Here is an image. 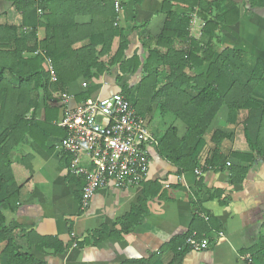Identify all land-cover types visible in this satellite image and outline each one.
<instances>
[{
	"label": "crops",
	"instance_id": "1",
	"mask_svg": "<svg viewBox=\"0 0 264 264\" xmlns=\"http://www.w3.org/2000/svg\"><path fill=\"white\" fill-rule=\"evenodd\" d=\"M119 1L122 10L116 23L129 34L126 56L137 54L144 60L165 24L162 8L167 0ZM234 1L240 5L239 20L222 26L217 54L232 48L239 50L249 65L264 62V5L250 6L247 0ZM174 5L178 14L190 10L186 5ZM22 21L23 14L9 0H0V25L18 26ZM75 21L86 24L90 16L78 15ZM36 24L30 19L26 33ZM195 33L200 36L190 37H203L199 24ZM45 35V28L37 24V38L43 40ZM87 42H78L73 48ZM118 44L119 39L115 38L112 54ZM182 47L186 49L188 42ZM207 68L205 64L193 71L201 73ZM117 70L113 67L93 83L79 77L65 92L71 95L67 104H63L54 92L51 100L58 112H46L43 96L33 92L41 103L38 118L45 120L49 116L52 122L47 138L40 134L38 140H30L11 155L15 179L21 189L18 209L5 214L7 224L13 221L18 224L13 237L20 251L34 255L45 264H174L178 252H182L179 264H251L248 250L264 240V158L250 149L245 137L248 109L231 110L226 104L221 106L204 135L205 146L193 172L178 173L154 146L150 149V167L144 183L121 189L113 185L100 188L88 205L82 207L84 179L69 172V157L59 148L65 129L56 122L65 115V107L73 108L81 103L84 94L96 98L119 92ZM193 71L188 70V73L193 74ZM141 76L142 68L135 75L127 76L125 81L137 88ZM187 92L195 95L191 89ZM144 118L158 141L170 125L177 128L179 137L186 134L185 123L170 114H162L157 104H153L152 111ZM216 130L228 135L219 148L227 160L224 166L211 167L207 161L213 156L211 138ZM261 137L264 140V127ZM233 166L246 171L240 184L231 182L230 168ZM200 181L203 189L201 212L210 217L211 231L207 234L210 244L206 249L194 251L185 241L206 222L195 218L194 201L197 199L194 193ZM155 184L159 186L158 193H154ZM137 209L144 212L137 224L127 228V217ZM97 232L111 235L95 243L90 235ZM27 233L39 244L40 238L56 239L62 243L63 250L56 252L54 248L40 249L30 245ZM5 245L6 241L0 242V264Z\"/></svg>",
	"mask_w": 264,
	"mask_h": 264
},
{
	"label": "trees",
	"instance_id": "2",
	"mask_svg": "<svg viewBox=\"0 0 264 264\" xmlns=\"http://www.w3.org/2000/svg\"><path fill=\"white\" fill-rule=\"evenodd\" d=\"M23 14L21 25H0V242L6 241L1 255L2 264H45L30 253H23L13 237L16 222L7 224L5 212H15L19 207L21 184L15 179L12 153L21 145L38 140L40 134L47 138L52 122L49 116L39 119L37 112L43 96L46 112L56 111L52 94L67 92L79 77L93 83L113 67H117L116 81L119 92L127 98L141 117L152 111L153 104L162 114L180 119L187 127L179 137L177 128H166L157 145V151L177 168L178 173L194 171L198 156L205 146L204 135L223 104L231 110L248 109L245 137L251 150L264 158V62L249 65L239 50L227 48L217 54L219 33L223 25L239 20L240 5L234 0H167L162 12L166 21L155 39V46L142 60L137 54L126 56L128 33L119 27L114 0H9ZM250 6H262L264 0H247ZM174 3L197 7L199 17L205 21L203 37L191 38L189 14L176 13ZM40 8L42 14L37 13ZM78 15L90 16V22L80 24ZM30 19L45 28V38L36 36V25L26 33ZM115 38L119 39L116 52L111 53ZM81 47L73 46L81 41ZM188 42L184 49L182 45ZM30 54V55H29ZM217 55V56H216ZM47 63L52 71L47 68ZM208 64L204 72L193 71ZM142 68L137 88L129 86L126 77ZM192 70L193 74H189ZM191 89L195 95L187 92ZM38 95L34 97L33 92ZM89 98L84 94L81 99ZM66 131H64L63 137ZM62 137V138H63ZM228 135L221 131L212 133L213 156L207 161L211 167L224 166L227 158L220 146ZM245 169L230 168L231 182L240 184ZM83 185V182H82ZM159 192V186L154 185ZM194 195L195 218L200 217L201 181ZM83 190V188H82ZM158 191V192H157ZM153 193V194H154ZM81 198V194H80ZM144 210H133L127 217L128 226L137 224ZM209 217V215H208ZM210 220V217H209ZM202 222L195 237H208L209 222ZM204 221V220H203ZM209 226V227H208ZM103 235V236H102ZM106 235L102 232L90 236L98 243ZM28 243L42 249L63 250L62 243L53 238H40L41 245L26 235ZM251 264H264V240L249 249ZM182 252L175 255L179 264Z\"/></svg>",
	"mask_w": 264,
	"mask_h": 264
},
{
	"label": "built area",
	"instance_id": "3",
	"mask_svg": "<svg viewBox=\"0 0 264 264\" xmlns=\"http://www.w3.org/2000/svg\"><path fill=\"white\" fill-rule=\"evenodd\" d=\"M118 15L122 10L119 0H114ZM38 14H42L40 8ZM197 7L189 12V34L195 33L199 24L202 30L205 21L198 15ZM198 38V37H197ZM48 68L52 71L51 66ZM85 86V84H84ZM60 96V98H59ZM63 104L71 95L58 94ZM65 115L56 125L65 129L59 148L69 157V172L84 179L82 207L85 208L94 193L113 185L121 189L139 186L147 179L150 167V149L159 141L148 128L147 120L137 114L131 102L120 92L107 97L87 98L73 108L65 107ZM200 217L206 221L204 213ZM186 245L194 251L209 247V238H186Z\"/></svg>",
	"mask_w": 264,
	"mask_h": 264
}]
</instances>
